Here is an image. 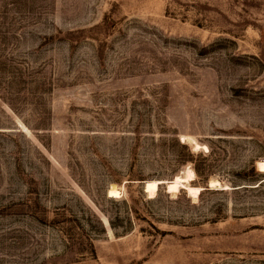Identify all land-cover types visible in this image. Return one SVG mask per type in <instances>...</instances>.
Returning a JSON list of instances; mask_svg holds the SVG:
<instances>
[{"label": "rangeland", "instance_id": "rangeland-1", "mask_svg": "<svg viewBox=\"0 0 264 264\" xmlns=\"http://www.w3.org/2000/svg\"><path fill=\"white\" fill-rule=\"evenodd\" d=\"M0 264H264V0H0Z\"/></svg>", "mask_w": 264, "mask_h": 264}, {"label": "bare ground", "instance_id": "bare-ground-1", "mask_svg": "<svg viewBox=\"0 0 264 264\" xmlns=\"http://www.w3.org/2000/svg\"><path fill=\"white\" fill-rule=\"evenodd\" d=\"M195 144V143H194ZM196 148H199V146L196 144ZM206 148V147H205ZM207 149V148H206ZM195 150V149H194ZM195 177L194 172L188 168V170L182 174H179L175 176L172 180L170 181H157V180H149L144 183V191L149 194L151 198H154L159 190V187L161 185H165L166 191L168 194H176L181 191L185 190L187 192V195L189 198H192L193 200H198L203 188L201 187H191L189 185L190 181L193 180ZM209 187L210 188H222L224 190L229 189V187H223L219 182L215 180H211L209 182ZM121 195V192L119 188L116 186H112L110 190L108 191V198L110 199H115L119 198Z\"/></svg>", "mask_w": 264, "mask_h": 264}, {"label": "water", "instance_id": "water-1", "mask_svg": "<svg viewBox=\"0 0 264 264\" xmlns=\"http://www.w3.org/2000/svg\"><path fill=\"white\" fill-rule=\"evenodd\" d=\"M143 189H144V187H143Z\"/></svg>", "mask_w": 264, "mask_h": 264}]
</instances>
